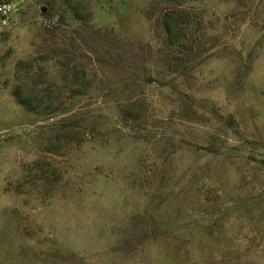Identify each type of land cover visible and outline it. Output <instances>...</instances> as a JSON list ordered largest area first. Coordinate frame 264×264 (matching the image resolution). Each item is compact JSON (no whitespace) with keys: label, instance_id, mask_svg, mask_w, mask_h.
<instances>
[{"label":"rangeland","instance_id":"1","mask_svg":"<svg viewBox=\"0 0 264 264\" xmlns=\"http://www.w3.org/2000/svg\"><path fill=\"white\" fill-rule=\"evenodd\" d=\"M14 3L0 264H264V0Z\"/></svg>","mask_w":264,"mask_h":264},{"label":"trees","instance_id":"2","mask_svg":"<svg viewBox=\"0 0 264 264\" xmlns=\"http://www.w3.org/2000/svg\"><path fill=\"white\" fill-rule=\"evenodd\" d=\"M68 7V11L72 14V16L77 19V20H81L83 16H81L80 14V10L78 7L76 6H67ZM178 17H187V14L184 12H179V11H175V10H169L166 11L163 15L162 18V22H163V26L165 28L166 33L171 36L173 34L174 31H177V27L174 25V21L176 20V18ZM181 30V28H180ZM16 95V94H15ZM16 99L17 102L21 105H24V101L21 100L19 94L16 95Z\"/></svg>","mask_w":264,"mask_h":264},{"label":"built area","instance_id":"3","mask_svg":"<svg viewBox=\"0 0 264 264\" xmlns=\"http://www.w3.org/2000/svg\"><path fill=\"white\" fill-rule=\"evenodd\" d=\"M14 0H0V25L7 26L15 12Z\"/></svg>","mask_w":264,"mask_h":264}]
</instances>
